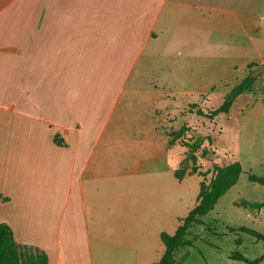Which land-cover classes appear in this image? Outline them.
I'll return each mask as SVG.
<instances>
[{"label": "crops", "instance_id": "1", "mask_svg": "<svg viewBox=\"0 0 264 264\" xmlns=\"http://www.w3.org/2000/svg\"><path fill=\"white\" fill-rule=\"evenodd\" d=\"M203 10L213 7L0 0V223L16 243L49 264L160 260V234L190 211L181 186L196 174L175 177L170 133L185 96L210 84L215 17ZM230 22L250 30L243 12Z\"/></svg>", "mask_w": 264, "mask_h": 264}, {"label": "rangeland", "instance_id": "2", "mask_svg": "<svg viewBox=\"0 0 264 264\" xmlns=\"http://www.w3.org/2000/svg\"><path fill=\"white\" fill-rule=\"evenodd\" d=\"M206 3L213 7L203 13L215 17L212 41L217 50L216 54L203 56L204 83L210 84L202 87L201 96H185L187 103L181 111L184 121L170 133L172 146L181 149L180 168L189 171L194 154L200 174L187 177L181 186L187 195L188 210L197 202L200 181L208 183L213 177L214 165L237 160L243 173L213 209L201 217L204 224L190 228L197 237L193 245L177 252L176 259L180 264H245L230 258V253L236 250L247 259H254L264 255V241L228 228L246 226L264 234V211L260 219H255L258 209L236 205L240 200L264 201V186L247 178L249 173L264 176V70L255 75L251 89L235 99L228 113L212 118L208 114L242 78L264 64V0H202V4ZM234 11L245 14V26L250 29L247 34L233 30L230 19ZM207 33L204 30V43L210 41ZM162 61L157 59L158 63ZM259 264H264V259Z\"/></svg>", "mask_w": 264, "mask_h": 264}, {"label": "trees", "instance_id": "3", "mask_svg": "<svg viewBox=\"0 0 264 264\" xmlns=\"http://www.w3.org/2000/svg\"><path fill=\"white\" fill-rule=\"evenodd\" d=\"M255 79V74L249 72L224 96L222 103L209 112L208 117L212 118L217 114L228 113L235 99L242 93L248 92ZM191 157L193 165L189 171L184 168L175 170L174 175L177 179L181 180L188 174L200 175L195 165L194 154ZM212 172L213 177L208 183H205L204 180L200 181L197 202L184 218L179 219L180 224L175 232L160 234L164 253L160 260L153 264H180L176 259L177 252L181 248L193 245L197 237L190 233V228L195 224H204L201 217L211 211L218 199L238 182L243 169L241 163L235 160L221 166L214 165ZM247 178L250 182L264 186V176L249 173ZM236 205L247 210H259L264 207V201L240 200L236 202ZM228 229L233 232L249 234L256 240L264 241V234L249 227L239 226ZM230 258L245 262V264H259L264 259V255L249 260L235 250L230 253ZM0 264H49V262L45 252L30 245L16 243L10 228L6 224L0 223Z\"/></svg>", "mask_w": 264, "mask_h": 264}, {"label": "water", "instance_id": "4", "mask_svg": "<svg viewBox=\"0 0 264 264\" xmlns=\"http://www.w3.org/2000/svg\"><path fill=\"white\" fill-rule=\"evenodd\" d=\"M264 70V64L260 66V68L258 69V71L254 72V74H258L260 72H262Z\"/></svg>", "mask_w": 264, "mask_h": 264}]
</instances>
